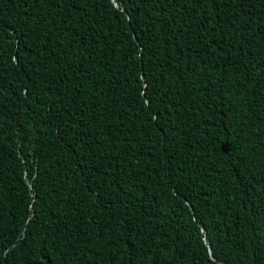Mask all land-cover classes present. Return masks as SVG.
I'll use <instances>...</instances> for the list:
<instances>
[{
    "label": "trees",
    "instance_id": "obj_1",
    "mask_svg": "<svg viewBox=\"0 0 264 264\" xmlns=\"http://www.w3.org/2000/svg\"><path fill=\"white\" fill-rule=\"evenodd\" d=\"M0 264H264V0H0Z\"/></svg>",
    "mask_w": 264,
    "mask_h": 264
}]
</instances>
